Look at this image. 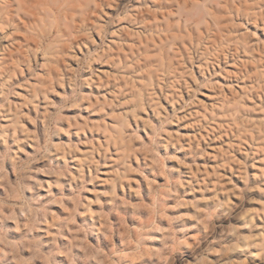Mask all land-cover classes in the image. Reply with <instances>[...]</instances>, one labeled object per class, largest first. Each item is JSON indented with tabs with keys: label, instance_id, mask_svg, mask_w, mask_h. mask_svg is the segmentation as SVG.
I'll list each match as a JSON object with an SVG mask.
<instances>
[{
	"label": "rangeland",
	"instance_id": "rangeland-1",
	"mask_svg": "<svg viewBox=\"0 0 264 264\" xmlns=\"http://www.w3.org/2000/svg\"><path fill=\"white\" fill-rule=\"evenodd\" d=\"M113 1L44 51L0 30V264L253 262L233 236L264 200V0H194L218 25L157 66L120 16L151 5Z\"/></svg>",
	"mask_w": 264,
	"mask_h": 264
},
{
	"label": "bare ground",
	"instance_id": "bare-ground-1",
	"mask_svg": "<svg viewBox=\"0 0 264 264\" xmlns=\"http://www.w3.org/2000/svg\"><path fill=\"white\" fill-rule=\"evenodd\" d=\"M111 1L113 0H0V30L2 32H5L7 30L6 28L3 29V27L13 29V31H11L10 29L9 31H7V33L11 31L10 36H13L14 33H18V32L23 33V39L21 41L22 43L21 45H19L20 49H18L19 46H17L15 47L16 49L14 51L17 50V52L21 53L22 52L20 51L21 47L23 48L24 52H28L31 49L37 51L38 49H42L43 40H49L48 46H50L53 43L52 40H55V38H60V37L66 38L68 36L70 37L74 35L76 32L78 33V31H80L81 28L82 29L84 27L87 28V26H89L88 24L94 22L93 19L99 18L97 16L101 14L102 9L105 10V8H107L110 5ZM145 1L151 5L152 11L146 12L149 7L148 8L146 7L147 8L146 11L143 10L144 8L143 9L137 8V10L134 9L130 11V13L129 12L126 13V16L124 17H123V13L120 16L122 17V19L124 18V20L129 24L139 25V28H141L140 33L143 34L148 33L149 36L148 35L147 36L149 38L148 37L146 38V35L144 36L142 35L144 38H146V40L144 39V41L149 42L150 40L152 42V46L154 48L152 49V51L153 50L157 51L159 57L160 55H162L161 53H163L162 52L163 50L166 57H170L168 56L170 53L168 52V50H171L172 54L174 51L173 54L174 56L175 53L180 55L178 48L180 49L179 46H181L182 48V45L184 44L183 41L186 40L187 42H189L188 40H192L190 37L194 35H197V38L200 39L201 37L198 34H196L197 32L196 33L193 32L194 35H192L191 33V36L189 34V31L192 30L191 28L197 27L198 24L200 26L201 23L207 22L209 26H211L212 24L218 25V23H216L217 17H215V14L217 13L216 10L218 9L215 8L214 6H209V5L206 6L205 4H203L202 15L198 16L196 19H193L194 15H191L190 9L194 8V4H196V1L194 0H136V3L145 2ZM112 3H114V1ZM196 6L195 8H198ZM130 7L131 6L126 5L125 8L128 9ZM147 13H148V17L145 16V14ZM103 16L106 15L103 14ZM116 19H120V18H116ZM108 20L109 19H107V21ZM125 21L122 23H125ZM120 25L122 26V24H120L118 21V24L115 27H119ZM133 28L131 26V29ZM197 28L199 29V27ZM205 28L204 31L206 32V34H208L207 30L209 27H207V30ZM212 29H210L211 30L210 33L212 31H213L212 33H214V30ZM185 32L187 33L188 37L185 36V34H183ZM129 33L130 32L128 30V34ZM136 34H138V32H136ZM201 34H204V32ZM6 35L8 36V34ZM52 36L54 38L50 40ZM205 36L208 37V35ZM184 37L186 38L185 40ZM209 37L211 36L209 35ZM194 39H196V36ZM201 40L199 41L197 40L198 42L197 44H199ZM192 44L193 43H191V45L189 46H192ZM189 46H187V48ZM196 46L198 47V45ZM184 47L186 46L183 45V48ZM119 48H118V52H119ZM187 48H185V50L182 51L183 54H185L184 52H186ZM174 49L175 50L177 49L176 52ZM12 50L13 49L7 50L8 55H11L10 53ZM165 55H163V57ZM163 57L161 56L158 59V61H156V66L163 65V62H161V60L164 59ZM156 58L158 57L156 56ZM157 70L160 69H156V72ZM169 72L170 71L168 70V73ZM261 196L264 199L263 197L264 195ZM237 200H239V198ZM259 200H260L259 203L260 205L257 206V204H255L257 207H252V209H254V213H251L250 211L249 213L245 214L241 219L243 221L244 226L246 227L249 226L250 229H254L255 226V227H259L260 229H257L258 231H253V230H251L250 232L247 231L248 233L244 235L241 239L238 238L237 234L233 236L234 237L233 240L235 239L236 241V250L239 253L244 252L247 255V257L251 256V258L252 257L256 258V260L252 258V260L254 261L251 262L250 260L251 263L242 262L241 264H264V223L261 222V220L264 221V200H261V197ZM237 257L238 256H236V258Z\"/></svg>",
	"mask_w": 264,
	"mask_h": 264
}]
</instances>
